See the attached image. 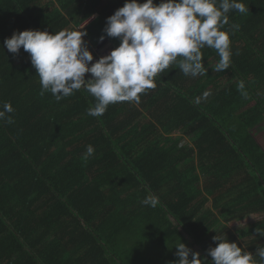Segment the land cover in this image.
I'll return each instance as SVG.
<instances>
[{
	"label": "trees",
	"instance_id": "trees-1",
	"mask_svg": "<svg viewBox=\"0 0 264 264\" xmlns=\"http://www.w3.org/2000/svg\"><path fill=\"white\" fill-rule=\"evenodd\" d=\"M242 2L249 11H230L221 29L230 35L228 69L215 71L220 57L204 47V75L185 76L178 57L139 103L93 117L90 93L41 95L29 53L3 42L17 30H79L97 14L82 30L93 63L107 17L125 0H0V106L14 108L12 123L0 120V264H173L180 241L211 264L217 234L259 264L264 0ZM149 194L155 208L142 203ZM245 219V229H232Z\"/></svg>",
	"mask_w": 264,
	"mask_h": 264
},
{
	"label": "clouds",
	"instance_id": "clouds-1",
	"mask_svg": "<svg viewBox=\"0 0 264 264\" xmlns=\"http://www.w3.org/2000/svg\"><path fill=\"white\" fill-rule=\"evenodd\" d=\"M249 11L242 0H125L122 7L107 17L104 33L119 38L120 43L107 55L101 56L102 47L96 46L99 57L94 63L84 36L86 32L62 29L50 33L47 30L25 29L14 31L4 39V46L13 54L21 48L29 53L32 66L40 78L41 95L51 92L57 101L84 88L95 98L87 114L102 116L110 104L118 102L139 103L140 94L156 87L155 78L179 60L180 71L185 76L197 77L206 72L201 49L209 47L220 57L215 71L230 66V35L221 30L229 23L228 13ZM238 29L239 25L232 26ZM101 40L104 36L100 37ZM91 78L86 79L85 74ZM239 89L244 88L243 82ZM210 95L208 91L203 98ZM201 98L196 99L200 103ZM14 111L10 102L0 106V120L12 119L7 114ZM187 140V139H186ZM94 148L87 146L86 155ZM142 203L155 208L159 198L149 194ZM261 236L264 231L256 230ZM215 247H209L211 264H258L254 255L242 251L236 242H230L225 234L213 237ZM178 259L173 264H202L198 251L183 242L175 244ZM191 256V259L189 258ZM255 256L264 264V246L257 248Z\"/></svg>",
	"mask_w": 264,
	"mask_h": 264
},
{
	"label": "crops",
	"instance_id": "crops-1",
	"mask_svg": "<svg viewBox=\"0 0 264 264\" xmlns=\"http://www.w3.org/2000/svg\"><path fill=\"white\" fill-rule=\"evenodd\" d=\"M97 17H98L97 14L94 15V16L91 17L89 20H87L82 26H80L79 29L81 28V30H83V28H84L85 26H87L90 22L94 21ZM93 33H95V29L92 28V30H91V34H93ZM102 36H104V39L101 40V39H100L101 35H100V36H99V40H98L97 44L95 45V47H96L97 45L99 46V45L101 44V41H103L102 43L106 42L105 45H103V47H102L103 50H105L106 53H108L107 51L110 52L112 49H114L115 47H117V46L119 45V43H120V40H119V39L116 40V38L108 37V36L106 35V33H103ZM101 56H102V55H100V57H101Z\"/></svg>",
	"mask_w": 264,
	"mask_h": 264
},
{
	"label": "rangeland",
	"instance_id": "rangeland-1",
	"mask_svg": "<svg viewBox=\"0 0 264 264\" xmlns=\"http://www.w3.org/2000/svg\"><path fill=\"white\" fill-rule=\"evenodd\" d=\"M102 42L103 41H101V45H105L106 42H104V43H102ZM108 53H106L105 55H107ZM184 142H186V138L185 137H183L182 140H181V143H184ZM249 220L250 219H247V220L245 219L241 223H239L238 225L237 224L236 225H233L232 226V229L235 230V231L237 230V232H238V230L245 229V227H247V225H249ZM241 239H242L241 242L243 244H247L248 238H245V239L241 238Z\"/></svg>",
	"mask_w": 264,
	"mask_h": 264
},
{
	"label": "water",
	"instance_id": "water-1",
	"mask_svg": "<svg viewBox=\"0 0 264 264\" xmlns=\"http://www.w3.org/2000/svg\"><path fill=\"white\" fill-rule=\"evenodd\" d=\"M99 46H100V45H99ZM99 46H98V47H99ZM102 51H103V50H101V52H102ZM96 60H98V59H96ZM96 60H95V61H96ZM95 61H94V62H95ZM94 62H93V63H94Z\"/></svg>",
	"mask_w": 264,
	"mask_h": 264
}]
</instances>
